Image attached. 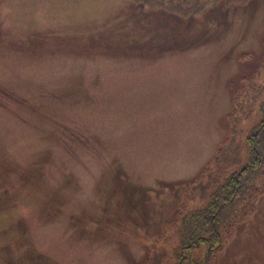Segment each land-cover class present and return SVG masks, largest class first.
Instances as JSON below:
<instances>
[{
  "label": "rangeland",
  "instance_id": "374dc122",
  "mask_svg": "<svg viewBox=\"0 0 264 264\" xmlns=\"http://www.w3.org/2000/svg\"><path fill=\"white\" fill-rule=\"evenodd\" d=\"M129 4L0 0V164L19 188L12 206L0 196V264H140L154 243L164 264L180 261L181 234H157L175 219L185 187L165 186L191 179L226 135L227 83L263 58L264 0L253 15L229 8L221 34L211 30L206 44L156 61L105 54L107 41L129 44L154 29L137 23ZM209 17L184 31L162 17L158 31L197 36ZM34 34L48 47L53 35L103 43L96 57L35 59L19 46ZM42 158L41 167L31 164ZM27 164L28 184L18 171ZM217 264H264V193Z\"/></svg>",
  "mask_w": 264,
  "mask_h": 264
},
{
  "label": "trees",
  "instance_id": "16d2710c",
  "mask_svg": "<svg viewBox=\"0 0 264 264\" xmlns=\"http://www.w3.org/2000/svg\"><path fill=\"white\" fill-rule=\"evenodd\" d=\"M129 1L131 17L135 18L137 23L143 24V28H154L151 35L129 44H112L107 41L102 45L108 49L105 54L117 58L134 56L145 61H156L206 44L211 30H215V33L220 31L221 34L227 28L225 25L229 8L248 9L253 15L258 3V0ZM207 14L210 17L197 36L178 35V29L174 30L173 27L164 35L158 31L161 20L174 21L178 28L183 26V30L191 27L195 20L204 19ZM55 36L53 35L52 42L54 45L48 47L41 36L31 35L28 44L19 45L20 53L35 59L36 56L44 58L55 53L96 57L100 53L98 43H103L102 37L98 38L97 35H91L81 43L74 42L77 38L73 36L64 35L71 39ZM262 44L264 47V37ZM253 58L250 53H243L240 57L243 61H251ZM72 86L76 89L78 84L73 83ZM227 86L231 92L232 108L227 114L226 135L218 144L215 154L191 179L165 186L167 189L185 187L179 209L173 210L175 219L162 223L157 234L158 241H165L172 230L181 234L180 243L174 251V255L180 259L177 264H217L227 242L234 237L236 227L253 212L256 200L264 193V54L262 60L248 73L229 80ZM245 150L247 159L242 163ZM44 160L45 158L35 159L31 164L41 167ZM28 167V164L20 170L18 167L19 175H23L27 184L30 178ZM2 170L0 164V196H7V201L12 206L14 203L10 198L18 194L19 188L12 179H8L7 170ZM259 179L260 185L257 184ZM9 181L15 189H9ZM178 184L183 185L178 187ZM3 189L5 193L2 192ZM195 195L202 205L189 208V203L194 201ZM194 249L202 250L198 259L191 257ZM149 254H152V257H146L140 264H164L158 243L149 247Z\"/></svg>",
  "mask_w": 264,
  "mask_h": 264
}]
</instances>
